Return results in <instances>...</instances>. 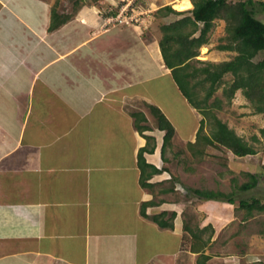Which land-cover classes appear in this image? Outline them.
<instances>
[{
    "label": "crops",
    "instance_id": "0c3cea01",
    "mask_svg": "<svg viewBox=\"0 0 264 264\" xmlns=\"http://www.w3.org/2000/svg\"><path fill=\"white\" fill-rule=\"evenodd\" d=\"M51 3L0 0V264H264V237L239 254L210 255L211 232L207 260L190 251L179 202L165 198L179 172L161 152L164 133L147 106L160 109L186 148L202 116L180 93L153 35L109 26L103 19L113 16L93 6L50 31ZM158 93L177 96L185 124L175 123ZM139 105L142 125L151 127L143 134L131 116ZM145 137L156 144L145 161L163 169L148 189L137 159ZM149 201L148 216L175 214L173 229L141 216Z\"/></svg>",
    "mask_w": 264,
    "mask_h": 264
},
{
    "label": "trees",
    "instance_id": "16d2710c",
    "mask_svg": "<svg viewBox=\"0 0 264 264\" xmlns=\"http://www.w3.org/2000/svg\"><path fill=\"white\" fill-rule=\"evenodd\" d=\"M190 2L192 8L175 9V11L166 5L155 12L160 18H167L171 15L182 16L160 26L162 35L158 44L163 63L170 70L180 93L188 104L202 116L196 140L194 143H189V148L196 150L200 155L205 146H212L224 148L237 158L252 156L255 150L214 114L215 110L222 109V101L214 99L210 102V100L223 85L224 104L230 105L236 92L241 91L254 112L264 115V58L254 61L258 54L264 53V24L256 19L253 10L248 8L254 4L253 0H190ZM259 2L264 11V0H259ZM116 14V10L108 12V15L115 16ZM69 18L70 15H59L57 10L51 9L49 30L57 29ZM217 20L225 24V36L217 45V50L235 53V55L232 59L219 63L200 62L196 59L199 50L208 45V36ZM195 63L201 64V67L194 65ZM227 74L232 76V81L225 84L224 76ZM147 107L156 129L164 133L161 147V152L164 154L174 137L175 129L159 108L153 105ZM131 116L139 134L150 130L149 125H142L143 122H148L142 112H132ZM205 125L209 126V135H202ZM259 132L264 137V128ZM145 138L147 144L139 149L137 159L140 170L139 182L143 188L148 189L152 187L148 181L154 174L161 173L163 169H157L145 161L143 154L154 152L156 146L154 139ZM254 140L258 139L254 138ZM245 175L249 181L239 187L242 192L254 189L258 184L256 175L253 173ZM193 193L200 199L236 203L231 192L226 194L195 189ZM151 205L155 203L152 201L142 203L141 216L150 218L160 228L173 229L175 214L169 215L167 212H161L148 216L146 209ZM238 208L245 210L246 215L250 217L254 211L264 212V199L239 200ZM183 229L189 235L187 240L190 251L200 253V259L207 260L208 257L202 252L210 240V234L206 239L203 235L211 229L209 227L201 230L193 229L187 224H184ZM200 263L199 260L198 264Z\"/></svg>",
    "mask_w": 264,
    "mask_h": 264
},
{
    "label": "rangeland",
    "instance_id": "374dc122",
    "mask_svg": "<svg viewBox=\"0 0 264 264\" xmlns=\"http://www.w3.org/2000/svg\"><path fill=\"white\" fill-rule=\"evenodd\" d=\"M49 1L52 2L51 4L58 13L63 11L70 16L75 15L79 8L91 6L99 8L103 17L110 11L116 10V15L124 11L119 20H111L115 19V15L112 18L107 16L103 21L108 23L107 25L109 26H137L140 31L139 34L146 31L148 35H153L151 39L153 38L155 42H159L161 38L160 26L162 24L170 23L182 17L171 15L167 18H160L155 14L157 9L166 5H169L173 10L191 7L190 0H188L190 3L189 6H186L183 0ZM75 1H77V5H75ZM253 1L254 4L252 7L249 6L248 8L252 9L256 19L264 24V11L260 6V2L259 0ZM125 19L128 21V24L123 23ZM120 21L122 22L119 23ZM214 23V27L208 36V45L200 48L199 55L196 58L200 62L219 63L230 60L235 55V53L217 50V45L221 43V39L225 36V24L223 21L219 20ZM140 25L141 28H139ZM263 58L264 53H260L254 58V61L256 62ZM194 65L201 67V64L198 63ZM231 81L232 76L230 74L224 76L225 84ZM159 82L161 81L159 80ZM155 85H157L156 87H160V84ZM163 86L164 85H162V87ZM222 89L223 85L214 93L210 100V102H212L214 99H219L223 103L222 109L218 111L215 110L214 114L225 123L229 129H232L237 136L241 137L250 145L255 150V154L237 158L224 148L205 146L202 149L201 156L196 157L193 161V159L188 156L190 149L184 147L181 140L178 139L180 134L178 138L177 136L172 138L170 146L168 145L170 148H166L165 151V155L169 159L170 169L172 168V170L180 173L173 172L174 175L177 174L180 176V183H177L175 180L172 182L169 180V184L165 187H175L176 191L165 198L169 199L170 202H179L180 217L185 220L188 226L192 228L194 226L209 227L212 230H209L203 235L204 239H206L211 232L213 234L210 244L206 249L210 255L215 253H217V255H225L228 253L239 254L242 247L246 249L257 243L259 237H264V212L259 213L254 211L250 217H247L246 211L238 208L239 200L251 201L254 198L264 199V137H262L259 132L260 129L264 128V115L254 112V109L242 95L241 91L236 92L230 105L224 104L225 98L222 96ZM0 96H2V94H0ZM172 97L173 101L171 97H160L159 93L154 95L156 100L161 99L160 101H163L165 110L171 112L173 120H175V123L180 127L185 124L184 121H186L187 118L185 113H176V111L181 112L182 110L179 109L180 106L176 102V99L179 100L177 96L172 94ZM141 107L142 106H140L139 110L144 113ZM139 110H137V112H139ZM147 112L149 113V111ZM152 122L155 126L154 120ZM185 131L186 129L184 130V128L180 129L181 134L183 133L185 135ZM209 133V126L205 125L202 135H209ZM254 138L258 140H254ZM159 142H161V139ZM183 152L184 154H182ZM189 168L191 169L190 172L188 170ZM227 169L231 170L232 173H228ZM241 171H249L257 176L258 184L254 189L244 192L239 190L240 185L249 181V178L245 174H240ZM157 189H159L158 186ZM157 189L155 188L151 192L152 200L158 202L162 196L157 193ZM195 189L218 191L226 194L231 192L233 193L236 203L229 206L226 203L221 205L222 201L220 200L200 199L193 193ZM168 214L170 215L171 213L168 212Z\"/></svg>",
    "mask_w": 264,
    "mask_h": 264
},
{
    "label": "built area",
    "instance_id": "2783aa9c",
    "mask_svg": "<svg viewBox=\"0 0 264 264\" xmlns=\"http://www.w3.org/2000/svg\"><path fill=\"white\" fill-rule=\"evenodd\" d=\"M124 11H121V14H119V15H116V17H115V19H111V20H119V18L122 16V13H123ZM132 20V19H131ZM122 21H120L119 23H121ZM123 23H126V24H128V21L125 19L124 21H123Z\"/></svg>",
    "mask_w": 264,
    "mask_h": 264
},
{
    "label": "bare ground",
    "instance_id": "6f19581e",
    "mask_svg": "<svg viewBox=\"0 0 264 264\" xmlns=\"http://www.w3.org/2000/svg\"><path fill=\"white\" fill-rule=\"evenodd\" d=\"M183 3H184L186 6H189V5H190V3H189L188 0H183Z\"/></svg>",
    "mask_w": 264,
    "mask_h": 264
}]
</instances>
